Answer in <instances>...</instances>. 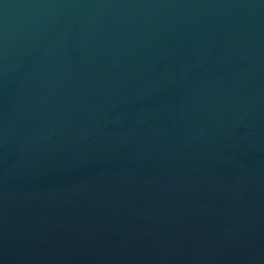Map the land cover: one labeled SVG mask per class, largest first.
<instances>
[{
	"label": "water",
	"instance_id": "1",
	"mask_svg": "<svg viewBox=\"0 0 264 264\" xmlns=\"http://www.w3.org/2000/svg\"><path fill=\"white\" fill-rule=\"evenodd\" d=\"M0 264H264V0H0Z\"/></svg>",
	"mask_w": 264,
	"mask_h": 264
}]
</instances>
